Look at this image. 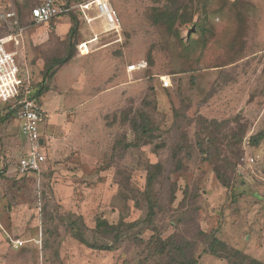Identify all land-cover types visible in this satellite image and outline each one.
Segmentation results:
<instances>
[{
    "label": "rangeland",
    "instance_id": "obj_1",
    "mask_svg": "<svg viewBox=\"0 0 264 264\" xmlns=\"http://www.w3.org/2000/svg\"><path fill=\"white\" fill-rule=\"evenodd\" d=\"M39 1L0 0L30 27L25 47L12 50L31 65L36 89L46 88L50 128L59 119L42 134L51 136L42 172L24 176L18 162L29 147L15 118L0 122V264H172L180 247L198 264H229L208 253L212 238L264 263V140L250 144L264 133V0H184L177 6L188 22L172 28L154 19L172 6L168 0H111L121 34L96 43L68 18L33 24L30 9ZM10 30L0 20V36ZM85 41L90 53L82 56ZM70 53L45 79L48 65ZM141 62L148 67L128 71ZM164 77L171 87L162 88ZM141 113L156 139L134 147L130 122ZM156 163L164 170L153 189V224L118 242L99 231L100 219L145 217L148 168ZM73 231L114 249L92 250ZM10 238L25 247L11 251Z\"/></svg>",
    "mask_w": 264,
    "mask_h": 264
},
{
    "label": "built area",
    "instance_id": "obj_2",
    "mask_svg": "<svg viewBox=\"0 0 264 264\" xmlns=\"http://www.w3.org/2000/svg\"><path fill=\"white\" fill-rule=\"evenodd\" d=\"M80 12L82 18L93 29V41L101 36L117 34L122 31V24L118 12L111 0H85L72 3L71 0H43L41 4L30 11V19L35 25H48L59 17ZM92 12L93 15H90ZM0 20L8 23L12 30L0 36V118L9 107L16 110L15 119L19 123L20 135L27 139L28 152L18 162V172L21 175L40 174L47 163L44 154V141L42 127L49 120V113L43 108L40 98L36 96V88L32 73L27 67L24 69L18 61V52L12 46H19L27 28L22 27L15 12L0 13ZM88 43H83L85 47ZM147 62L133 64L128 67L129 72L146 69ZM172 85L171 78H162V88ZM254 159H249L254 163ZM14 249H21L25 242L19 238L10 240Z\"/></svg>",
    "mask_w": 264,
    "mask_h": 264
},
{
    "label": "trees",
    "instance_id": "obj_3",
    "mask_svg": "<svg viewBox=\"0 0 264 264\" xmlns=\"http://www.w3.org/2000/svg\"><path fill=\"white\" fill-rule=\"evenodd\" d=\"M184 0H168L172 6H168V8L156 10L154 14V19L158 23H164L168 28H172L175 23L180 20L181 23H186L188 20L184 19L181 20V5L177 6L181 2L183 3ZM186 17V16H185ZM73 56V53L68 54L64 58L54 60V62L46 68L44 77L45 79L53 76V71L56 67H60L64 65L65 63L69 62ZM36 88V86H35ZM46 91V88L44 85H42L40 88L36 89V96L38 98H41L42 95H44ZM16 110L9 107L4 112V115L0 118V122L4 121L5 119L9 118H15ZM131 128L133 130V133L135 135V140L132 143L134 147H141L147 144L153 143V141L156 139V132L157 128L155 124L151 121L149 116L146 113L138 114L137 119H133L132 122H130ZM264 140V133H260L256 136H253L250 139V144L257 146ZM158 148V147H157ZM200 150L203 154H207V152L204 150L203 145H200ZM179 155L178 150H174V160H176L175 164L177 169H181L183 167L182 162L177 160ZM164 167L160 163L152 164L148 168V174L146 179V193L145 198L148 205V211L143 219L127 223L124 220H120L118 224H109V222L105 219L97 220L96 228L99 231H104L105 234L110 235L116 242L122 241L124 238L131 237L133 231L135 229H143L145 226L150 227L153 224V220L156 217L157 208H158V202L154 198L153 195V189L155 186V183L157 182L160 175L163 173ZM217 175L218 180L222 183L223 186L229 187L230 186V179L227 178L224 174V172L221 170V166H217L216 169H214ZM2 174L0 173V177ZM73 236L77 240H79L84 246L91 248L92 250H98V251H112L113 245L111 244H104V245H97V244H90L86 239H84V236L80 234L79 232L76 233L73 231ZM138 239V237L134 238ZM158 239L156 240L157 243ZM161 243V242H160ZM181 248V249H180ZM178 248V259H171L172 264H198V260L195 259L192 256H187L185 253V248L180 247ZM208 253L213 256H219V257H225L227 259L229 264H264L239 250H232L228 249L227 246L222 243L217 238H212L209 242L208 247ZM160 253H168V249L166 248V245H160L159 248ZM183 249V250H182ZM184 253V254H183Z\"/></svg>",
    "mask_w": 264,
    "mask_h": 264
},
{
    "label": "crops",
    "instance_id": "obj_4",
    "mask_svg": "<svg viewBox=\"0 0 264 264\" xmlns=\"http://www.w3.org/2000/svg\"><path fill=\"white\" fill-rule=\"evenodd\" d=\"M42 1L43 0H40L38 3L39 4H41L42 3ZM83 1H85V0H71V2L72 3H79V2H83ZM39 4H37L36 6H38ZM35 6V7H36ZM32 9V8H31ZM31 9H30V11H31ZM11 11H13V10H9V11H7L6 9H2V8H0V13H4V12H11ZM89 14L90 15H93L92 14V12H89ZM18 18V17H17ZM64 18H68V19H70L72 22H74L75 24H80V26L83 28V29H85L86 31H88V32H90L91 34H93V36H95V34H94V32H93V29L87 24V22L85 21V19L84 18H82V14H80V12H78V11H76V12H73L71 15H67V16H63V17H59V18H57L56 20H54L53 22H55V21H58V20H61V19H64ZM30 19V18H29ZM19 20V19H18ZM120 20H121V18H120ZM20 22V21H19ZM53 22H51V23H53ZM69 22V21H68ZM68 22H66V23H64V24H59V23H56V25L57 26H69L70 25V22L68 23ZM50 23V24H51ZM50 24H48V25H50ZM121 24H122V20H121ZM43 25V24H42ZM41 25V26H42ZM76 25V26H77ZM21 26L22 27H25V28H27V30L25 31V33H24V36H23V42H22V44L21 45H23V47H25V43H24V40H25V34H26V32L28 31V29H30V27H28V26H26V25H22L21 24ZM39 26V25H38ZM43 26H47V25H43ZM11 30H12V28H11ZM10 30V31H11ZM71 31H72V33H74L75 32V27L73 28V29H71ZM107 36V35H106ZM102 37V36H101ZM103 37H104V35H103ZM93 39H94V37H93ZM93 39L91 40V42L92 43H96V42H94L93 41ZM83 43H90V42H83ZM82 43V44H83ZM21 45H19V46H21ZM83 48V49H82ZM81 49H80V52H81V54H82V56H84V55H88L89 53H90V51H89V49H88V46L86 45L85 47L83 46ZM87 48V49H86ZM83 51H84V53H83ZM88 51V52H87ZM81 56V57H82ZM18 61H19V64H20V66L22 67V68H26L27 67V69L29 70H31L32 71V68H31V65L29 66V64H28V62H26V61H23V62H21L20 61V59L18 58ZM30 71V72H31ZM33 73V72H32ZM32 76H33V74H32ZM34 77V76H33ZM34 80V79H33ZM35 84V83H34ZM36 86V85H35ZM40 100H41V98H40ZM41 103H42V101H41ZM42 106H44L43 105V103H42ZM44 108V107H43ZM45 109V108H44ZM47 111V110H46ZM48 112V111H47ZM50 119H51V116H50V118H49V120L46 122V124H45V126H43V129H42V134H44L45 132H49V133H51V131H53L54 130V126L55 125H57L58 124V122H59V119H57L53 124H52V128H50V125H49V121H50ZM16 120V119H15ZM16 122L18 123V121L16 120ZM18 126H19V123H18ZM55 129H57L56 128V126H55ZM19 130H20V128H19ZM21 134V133H20ZM41 134V135H42ZM42 136H44L43 137V139H44V148L46 147V144H47V139L49 138H51V136L49 135L48 137H46L45 135H42ZM21 137L23 138V141H24V143H25V145H26V147L28 148L29 147V144H28V141H27V139L26 138H24L22 135H21ZM28 152V151H27ZM10 240H11V238H10ZM9 245H10V243H8V247L7 248H9ZM10 247H11V245H10ZM25 247V246H24ZM6 248V246H4V249H7ZM12 248V247H11ZM22 249V248H21ZM18 250H20V249H18ZM17 249H14V248H12V250L11 251H18Z\"/></svg>",
    "mask_w": 264,
    "mask_h": 264
},
{
    "label": "water",
    "instance_id": "obj_5",
    "mask_svg": "<svg viewBox=\"0 0 264 264\" xmlns=\"http://www.w3.org/2000/svg\"><path fill=\"white\" fill-rule=\"evenodd\" d=\"M43 143H44V141H43V140H41L40 144H43Z\"/></svg>",
    "mask_w": 264,
    "mask_h": 264
},
{
    "label": "bare ground",
    "instance_id": "obj_6",
    "mask_svg": "<svg viewBox=\"0 0 264 264\" xmlns=\"http://www.w3.org/2000/svg\"><path fill=\"white\" fill-rule=\"evenodd\" d=\"M87 49V48H86Z\"/></svg>",
    "mask_w": 264,
    "mask_h": 264
}]
</instances>
